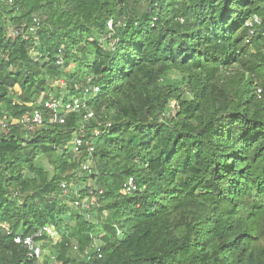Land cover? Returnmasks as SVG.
<instances>
[{
    "label": "trees",
    "instance_id": "obj_1",
    "mask_svg": "<svg viewBox=\"0 0 264 264\" xmlns=\"http://www.w3.org/2000/svg\"><path fill=\"white\" fill-rule=\"evenodd\" d=\"M6 1L0 264H264V0ZM33 20L36 40L8 36ZM88 81L98 92L83 96ZM59 82L93 118L51 119ZM39 103L44 126L25 135L16 122ZM76 131L91 156L72 151ZM128 178L138 190L123 195ZM94 189L99 208L70 206ZM44 227L57 237L34 238L31 258L14 238Z\"/></svg>",
    "mask_w": 264,
    "mask_h": 264
},
{
    "label": "built area",
    "instance_id": "obj_2",
    "mask_svg": "<svg viewBox=\"0 0 264 264\" xmlns=\"http://www.w3.org/2000/svg\"><path fill=\"white\" fill-rule=\"evenodd\" d=\"M11 3L12 0L6 1V4H11ZM252 23L258 24L259 20L256 17H254L252 19ZM107 26L111 30L112 22L109 21L107 23ZM40 29H41L40 24L36 20H33L32 24L28 27H22L19 30H15V31L10 29L8 36L14 38L15 36L18 35V33H20L22 34L24 40H28L29 38H33L36 40ZM57 64L61 65V62L58 61ZM88 83L89 81L83 88H80L79 85H75L74 88L77 91L80 92L82 91L83 96L97 93L98 92L97 87H93ZM58 84L63 88L60 98L58 100H54L50 98V100L45 101L43 103V108L49 111L51 119L55 123L62 125L64 124L66 116L68 114L75 112L77 113L84 110L85 113L82 115V121L88 122V120L93 118V113L86 109L84 102L80 101L76 96L68 97V92L64 89L65 88L64 84L62 82H59ZM263 94L264 91L258 88L256 91L257 98L260 99ZM40 108H41V103H39L32 111L23 115L16 122L17 125L20 126V128L22 129L25 135L34 134L37 130H39L44 126V114H43V110H41ZM10 122H12V124L14 123L13 120H10ZM10 122H8L7 119L5 118H0V134L3 135L9 134L11 127V125H9ZM108 127H110V125L106 124V128ZM92 134L94 136H98L100 132L94 130ZM70 144L72 145V151L75 154H79V152L83 147L86 148L89 156H91V154L94 152V148L91 142L84 140L82 135H80L79 131H76V133L72 135V140ZM91 164H92V158L89 157V159H87L86 162L82 164L81 170L84 172L89 171V167L91 166ZM61 190L63 196H66L70 193V188L66 183L61 184ZM137 190H138V186L133 178H128L127 180H125L121 187V193L123 195L133 194ZM101 194H102L101 190H97V189L90 190L88 196L85 199L83 200L74 199V201L70 203V206L73 207L74 209H80L86 211H91L92 208H99L100 205L97 203V201ZM14 196L19 197L18 194H14ZM105 217H106V213L103 212L100 219L102 220V218ZM87 218L92 219L89 214H87ZM45 235L51 238L57 237L56 231L53 227H44L40 229L38 233L35 234L34 237L20 238L16 236L14 238V242L16 244L22 243L23 246L28 250V254L31 258L40 259L41 250L39 246L34 242V238H39ZM100 246L101 244L97 240H94L90 246V250L96 253L98 259L101 258Z\"/></svg>",
    "mask_w": 264,
    "mask_h": 264
},
{
    "label": "rangeland",
    "instance_id": "obj_3",
    "mask_svg": "<svg viewBox=\"0 0 264 264\" xmlns=\"http://www.w3.org/2000/svg\"><path fill=\"white\" fill-rule=\"evenodd\" d=\"M133 9H134V10H139V9H140V8H139V5L136 6V7H134ZM170 77H171V79H173V80H177V79H178L177 76H176L175 74H172ZM171 108H172V110H173L172 113H175V111H176V110L174 109V108H175V103H172V104H171ZM82 187H84L83 184H82V185L80 184V185H79V188L81 189ZM75 189H76V188H75ZM74 191H76V194H77V190H74ZM92 218H93V217H92ZM54 264H55V263H54Z\"/></svg>",
    "mask_w": 264,
    "mask_h": 264
}]
</instances>
